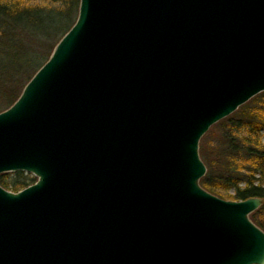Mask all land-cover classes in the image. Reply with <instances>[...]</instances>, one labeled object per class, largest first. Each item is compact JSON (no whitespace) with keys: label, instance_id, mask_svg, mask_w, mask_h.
Segmentation results:
<instances>
[{"label":"water","instance_id":"95a60500","mask_svg":"<svg viewBox=\"0 0 264 264\" xmlns=\"http://www.w3.org/2000/svg\"><path fill=\"white\" fill-rule=\"evenodd\" d=\"M264 92V0H79L0 112V264H264L262 198L204 190L199 142Z\"/></svg>","mask_w":264,"mask_h":264},{"label":"trees","instance_id":"16d2710c","mask_svg":"<svg viewBox=\"0 0 264 264\" xmlns=\"http://www.w3.org/2000/svg\"><path fill=\"white\" fill-rule=\"evenodd\" d=\"M78 7L79 0H0V112L16 101L49 58L74 24ZM259 94L264 97V92ZM215 126L214 140L209 132L199 142V156L206 167L199 184L223 200L262 198L263 204L250 220L264 231V144L259 136L264 103L252 112L239 107ZM13 176L10 183L0 178V186L18 192L36 181L22 172Z\"/></svg>","mask_w":264,"mask_h":264},{"label":"rangeland","instance_id":"374dc122","mask_svg":"<svg viewBox=\"0 0 264 264\" xmlns=\"http://www.w3.org/2000/svg\"><path fill=\"white\" fill-rule=\"evenodd\" d=\"M264 103V97H260V94L259 95H256L254 96L253 98H251L248 102H246L245 104H243L242 107L244 110L248 111V112H252L254 110H257V109H260L262 104ZM4 111V110H3ZM2 112V111H1ZM234 113V112H233ZM230 116V115H229ZM225 119V118H224ZM223 120V119H222ZM216 124H214L206 133L209 134V132H211V141L214 140V138L217 136L218 134V128L215 126ZM243 131V130H242ZM205 133V134H206ZM259 136H260V141L264 144V127L260 130L259 132ZM201 140V139H200ZM23 173V172H22ZM14 173H5V174H0V178L2 180H5L6 182H12L14 180V177L13 176ZM25 176V174H24ZM33 176L31 175H28V176H25L26 179H30L32 178ZM255 178H257L258 176L255 175L254 176ZM36 180V179H35ZM230 194H232L233 192L230 191L229 192ZM260 208V207H259ZM258 208V209H259ZM258 209H256L255 211H257ZM255 211H253L252 213H254ZM251 213V214H252ZM250 214V215H251ZM250 215H249V219H250ZM262 230V229H261Z\"/></svg>","mask_w":264,"mask_h":264}]
</instances>
